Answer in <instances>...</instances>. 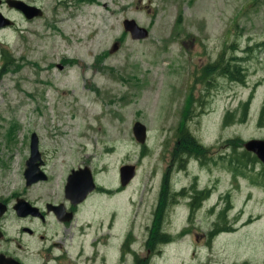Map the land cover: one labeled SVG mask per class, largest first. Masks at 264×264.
Segmentation results:
<instances>
[{
    "label": "rangeland",
    "instance_id": "obj_1",
    "mask_svg": "<svg viewBox=\"0 0 264 264\" xmlns=\"http://www.w3.org/2000/svg\"><path fill=\"white\" fill-rule=\"evenodd\" d=\"M36 1L43 14L27 36L0 41V196L58 199L79 163L103 188L69 229L44 222L29 239L6 215L10 249L30 253V264L52 240L65 242L72 264H264V167L242 148L264 139V0ZM125 18L147 36L123 32ZM225 65L235 80L201 78L203 67ZM134 122L145 127L142 144ZM31 133L49 176L26 186ZM189 138L200 151L179 163ZM123 165L134 174L121 186ZM193 189L204 194L196 206ZM73 224L84 225L81 236Z\"/></svg>",
    "mask_w": 264,
    "mask_h": 264
},
{
    "label": "flooded vegetation",
    "instance_id": "obj_2",
    "mask_svg": "<svg viewBox=\"0 0 264 264\" xmlns=\"http://www.w3.org/2000/svg\"><path fill=\"white\" fill-rule=\"evenodd\" d=\"M102 5L105 6L104 4ZM25 6L33 8L26 10L24 9ZM42 14V8L36 0H0V41L5 39L3 38V36L6 35V32H12L21 40H23L27 33L30 32L27 29H31L30 27H27V22L30 23V21L35 18H39ZM123 32L128 34L127 31L123 30ZM38 155L39 159L37 161L39 162V169L45 176V178L40 181H45L48 179L49 176L48 171L46 169V160L39 150ZM25 160L26 158H24V165ZM84 167L89 168L87 164L79 163L68 169V172L65 174V177L63 179L62 191L58 199H38L37 201V199H29L23 193L20 194L17 192L11 193L12 196L10 195L8 198L0 196V256L12 258L19 264H30L26 261V258L30 253L24 252L22 255L20 253L17 254L15 250H11L9 247V243H11L15 238L7 235L6 231L3 228V221L6 215L8 214L12 215L15 221L24 222L20 226V231L22 234H25L29 239H33L37 236L34 228L35 225H39L44 222H46L47 224H53L58 228L69 229L70 224L74 223L78 212L80 211L82 205L85 203L88 196L90 194L102 192V187L98 185L96 186L95 184L94 189L90 192H87L82 198H80L82 196V191H80L79 189L76 195H74L72 198L65 196L63 187L66 183L67 177L70 175H74V178H76L75 173L77 171L83 170ZM91 174L94 180V172H91ZM81 178L82 173L79 176V179ZM19 199H21V201ZM15 203H18V213L13 207ZM72 227L73 229H76L75 231L78 236H81L84 233L83 224H73ZM56 232L57 231H54L53 235ZM73 234L74 232L69 235L70 239L72 237L71 235ZM38 238L48 239L49 236L39 234ZM18 240L20 241V238H18ZM53 241L54 240H52L51 244L43 246L38 252V254H41V251H48L47 253H45L46 257L41 264H47L48 260L54 261L59 259H65L67 260L66 264H72V259L71 256L68 254L65 242L60 243ZM26 243L27 242H23L22 244H19L18 242H16L14 243V246L17 251H21L24 248H28ZM125 244L128 245L126 242ZM132 254L135 255V252H132Z\"/></svg>",
    "mask_w": 264,
    "mask_h": 264
},
{
    "label": "water",
    "instance_id": "obj_3",
    "mask_svg": "<svg viewBox=\"0 0 264 264\" xmlns=\"http://www.w3.org/2000/svg\"><path fill=\"white\" fill-rule=\"evenodd\" d=\"M32 8L33 7H24V9L26 10ZM122 26L123 30L127 31L129 36L133 39H142L147 36V30L144 27L137 25L133 19H123ZM132 134L135 140H137L139 143H143L145 137V127L139 122H134L132 126ZM242 147L245 150L252 152L264 166V139H248L242 143ZM28 149L29 154L25 160V168L23 170V176L25 178L26 185H29L37 180H43L45 178V176L39 169V162L37 161L39 159V155L37 149V137L34 133L30 134ZM81 173L82 178L79 179ZM119 174L120 184L121 186H123L133 176L134 167L132 165H123L119 167ZM75 176L76 178H74V175H70L67 177L66 183L64 185V194L66 197L72 198L80 190L82 191V196L80 198H82L87 192L91 191L94 188L92 177L87 168H83V170L77 171L75 173ZM19 200L21 201V199ZM17 204L18 203H15L13 206L16 211L18 207ZM0 264L19 263L12 258L0 256Z\"/></svg>",
    "mask_w": 264,
    "mask_h": 264
},
{
    "label": "trees",
    "instance_id": "obj_4",
    "mask_svg": "<svg viewBox=\"0 0 264 264\" xmlns=\"http://www.w3.org/2000/svg\"><path fill=\"white\" fill-rule=\"evenodd\" d=\"M231 68H233V66H231ZM215 73H225V75L228 76L230 79H234L235 80V78L233 76V71L230 70V68H228L226 65L223 66V67H219L218 69H215L212 66L211 67H207V66L203 67L202 68V76H201V78H206L207 76H209V78H210V76H214ZM196 79H198V78H196V73H195L194 77H193V81L196 80ZM246 105L247 104H245V106ZM245 106H244V108L242 107V112H241L242 118L245 115V109H246ZM263 110H264V104H263V106L261 108V111H263ZM227 115H229V114H227ZM178 150H179V153H180L178 155V157H177V159H179V163L186 161L185 158H182L184 155H186V157H189L190 155H192L191 151H193L196 154L198 153V151H200L199 150V146L193 140H191L190 138L188 140L185 139L184 147H182L181 149H178ZM192 156H196V155L193 154ZM199 195H201V196H199ZM203 197H204L203 192H199L198 190L193 189V191L191 192L192 200H191L190 203L191 204L195 203L194 205L196 206V205L199 204L200 201H202ZM191 207H192L191 210H193V205ZM216 231H217V228H215L212 232H210V234H213Z\"/></svg>",
    "mask_w": 264,
    "mask_h": 264
},
{
    "label": "bare ground",
    "instance_id": "obj_5",
    "mask_svg": "<svg viewBox=\"0 0 264 264\" xmlns=\"http://www.w3.org/2000/svg\"><path fill=\"white\" fill-rule=\"evenodd\" d=\"M86 6H87V5H86ZM95 6H96V7H93V6H92L93 10H91V7H88V8H86V9H84V12H87V11H88L87 13H91L92 11H93V12L95 11L94 13H96V11L98 10V9H97L98 5H95ZM99 8H100V7H99ZM96 9H97V10H96ZM92 14H93V13H92ZM99 14H100V13H99ZM87 15H88V14H87ZM94 15H95V14H94ZM60 16H61V15H60ZM88 16H90V15H88ZM81 17H82V16H81ZM59 18H60V17H59ZM62 18H63V16H62ZM75 18H76V17H75ZM64 19H65V18H64ZM92 19H93V18H92ZM94 19H95V18H94ZM61 20H62V19H61ZM88 20H90V19H88ZM64 21H66V20H64ZM92 21H93V20H92ZM97 21H98V20H97ZM79 22H80V20H79V18H77V20H76V22H75L74 24H77V27H78V26H79V27L82 26V30H84V31L86 30V31H87L86 27H84V23H82L83 25H81V23H79ZM61 23H62V22H61ZM66 23L69 24L68 21H66ZM78 23H79V25H78ZM92 23H93V22H92ZM59 25H60V24H59ZM64 25H66V24H64ZM35 26H37V25H35ZM61 26H62V25H61ZM72 26H74V25H72ZM37 27H38V26H37ZM67 27H68V26H67ZM62 28H63V27H62ZM73 28H74V27H73ZM70 29H72V28H70ZM96 29H97V28H96ZM61 30H62V29H61ZM65 31H66V30H65ZM84 31H83V32H84ZM90 31H91V30H90ZM88 33H89V31H88ZM71 34H72V33H71ZM76 35H77V33H76ZM92 35H93V34H92ZM26 36H27V35H26ZM79 36H80V35H79ZM80 37H81V36H80ZM84 38H85V37H84ZM79 39H80V38H79ZM95 40H97V37L95 38ZM74 42H75V41H74ZM68 43H69V42H68ZM78 45H79V44H78ZM68 47H69V46H68ZM59 88H61V87L59 86ZM68 88H69V87H68ZM68 88H67V89H68ZM69 89H70V88H69ZM63 91H64V90H63ZM81 96H82V95H81ZM81 98H83V97H81ZM77 99H79V98H77ZM81 100H82V99H81ZM83 100H84V99H83ZM81 102L84 103L83 101H81ZM85 103H87V102H85ZM85 103H84V104H85ZM91 105H92V104H91ZM88 107H89V105H88ZM88 107L86 108V107L83 106V111H86V112H88V113L90 114V112H91V111L89 110L90 107H89V108H88ZM91 108H93V107L91 106ZM87 115H88V114H87Z\"/></svg>",
    "mask_w": 264,
    "mask_h": 264
}]
</instances>
